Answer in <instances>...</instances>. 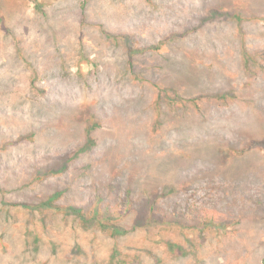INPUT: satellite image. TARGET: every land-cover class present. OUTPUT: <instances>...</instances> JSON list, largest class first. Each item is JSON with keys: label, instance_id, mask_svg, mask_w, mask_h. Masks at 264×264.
<instances>
[{"label": "rangeland", "instance_id": "1", "mask_svg": "<svg viewBox=\"0 0 264 264\" xmlns=\"http://www.w3.org/2000/svg\"><path fill=\"white\" fill-rule=\"evenodd\" d=\"M263 260L264 0H0V264Z\"/></svg>", "mask_w": 264, "mask_h": 264}, {"label": "trees", "instance_id": "2", "mask_svg": "<svg viewBox=\"0 0 264 264\" xmlns=\"http://www.w3.org/2000/svg\"><path fill=\"white\" fill-rule=\"evenodd\" d=\"M174 92L175 93H173V96L170 97V99L168 100L169 101L168 103L169 104H173V105H175L179 101L178 94L176 93V91H174ZM171 112L172 111L167 110V109H162V110L160 109L159 110V115L157 116V120H156L158 127H161L163 129L164 128H168L167 126H168L169 120L171 119L170 118ZM174 119H176V117H174ZM52 199H53V197L50 198V200L48 202L41 203L40 205H38V208L39 209H43L44 208L43 206H47V207L51 206L50 204H51ZM105 215H106V218H109L111 216V214L109 212H106ZM81 219H82L83 222H88V219H86L84 217V215H81ZM93 219H94V217L90 218L89 221H92ZM114 221H115L114 219H109L108 222L106 223L107 227H106V225L104 226L105 227V230H107L108 228L109 229L114 228V223H113ZM115 230L119 234H123L125 232L124 230H119L118 227H115ZM262 264H264V260H263Z\"/></svg>", "mask_w": 264, "mask_h": 264}]
</instances>
